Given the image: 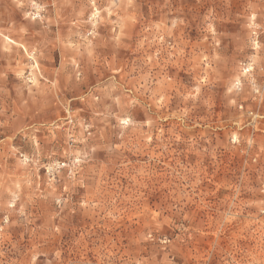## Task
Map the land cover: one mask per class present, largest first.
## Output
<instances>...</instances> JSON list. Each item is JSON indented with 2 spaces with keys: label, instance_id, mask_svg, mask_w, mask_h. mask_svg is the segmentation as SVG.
I'll use <instances>...</instances> for the list:
<instances>
[{
  "label": "rangeland",
  "instance_id": "rangeland-1",
  "mask_svg": "<svg viewBox=\"0 0 264 264\" xmlns=\"http://www.w3.org/2000/svg\"><path fill=\"white\" fill-rule=\"evenodd\" d=\"M0 264H264V0H0Z\"/></svg>",
  "mask_w": 264,
  "mask_h": 264
}]
</instances>
